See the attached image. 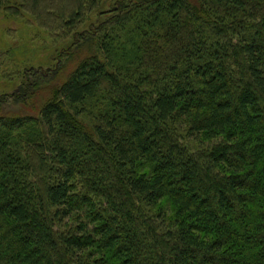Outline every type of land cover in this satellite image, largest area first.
<instances>
[{
	"label": "trees",
	"instance_id": "obj_1",
	"mask_svg": "<svg viewBox=\"0 0 264 264\" xmlns=\"http://www.w3.org/2000/svg\"><path fill=\"white\" fill-rule=\"evenodd\" d=\"M12 24L74 66L0 44V106L35 114L0 111V264H264V0H0Z\"/></svg>",
	"mask_w": 264,
	"mask_h": 264
},
{
	"label": "rangeland",
	"instance_id": "obj_2",
	"mask_svg": "<svg viewBox=\"0 0 264 264\" xmlns=\"http://www.w3.org/2000/svg\"><path fill=\"white\" fill-rule=\"evenodd\" d=\"M28 26L24 25V34L22 33H15L19 27L16 24L10 25L8 28L10 29L5 36L0 37V44L1 46L4 45L6 48L9 45H15L17 47V54L21 57L20 59L24 60V63L28 65H32L34 69L39 70L40 74H47L50 73V71H54L56 73H59L60 70L65 69V71L70 72L71 69H73L74 63L66 64V58L64 59L65 55L64 52L63 56L62 53L60 54V51L55 53V49L58 48L60 44H63L65 42V39L61 37H58L57 39H53L54 41H57L59 44L53 43L52 40L49 38H46L42 33L38 34L35 28H32L30 24H27ZM26 39V42L22 43L23 46H21V38ZM22 47L24 49H22ZM25 64L19 65L18 69H8L6 71V76L0 78V93L8 95L7 97L11 96L12 93L18 88V86L22 85V73L24 70L22 69ZM12 66V64H11ZM10 66V67H11ZM57 69H54L56 68ZM17 71V73H16ZM16 73V74H14ZM44 96L46 99L48 97V93L44 92L39 94V96L36 97V100L33 102L34 104H39V98ZM8 101L0 108V111L9 114L13 113H19L20 111H23V113L35 115L31 110L25 108L23 106V103L21 101H13L10 98L7 99ZM32 105V106H33ZM24 107V108H23Z\"/></svg>",
	"mask_w": 264,
	"mask_h": 264
}]
</instances>
